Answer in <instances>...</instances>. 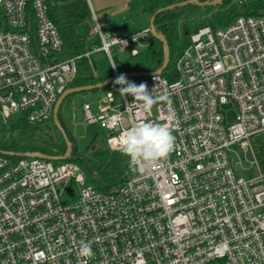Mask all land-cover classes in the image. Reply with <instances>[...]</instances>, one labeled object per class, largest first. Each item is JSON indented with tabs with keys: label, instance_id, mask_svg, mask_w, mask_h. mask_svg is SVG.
I'll use <instances>...</instances> for the list:
<instances>
[{
	"label": "built area",
	"instance_id": "built-area-1",
	"mask_svg": "<svg viewBox=\"0 0 264 264\" xmlns=\"http://www.w3.org/2000/svg\"><path fill=\"white\" fill-rule=\"evenodd\" d=\"M64 0H0V116L25 113L32 125L53 117L78 74L77 59L57 61L63 40L49 6ZM98 50L126 52L151 39L103 30L92 0ZM240 4L257 0H236ZM90 59V52L85 53ZM115 75L118 77L115 66ZM170 98L145 113L131 96L107 93L90 124L119 151V136L142 122H163L175 136L171 154L139 170L111 192L91 185L74 163L0 154V264H264V14L240 15L225 27H203L175 64V79L139 77ZM236 110L227 125L223 107ZM242 149L256 176H237L229 153ZM248 154L252 158H248ZM239 162L241 159L239 157ZM245 168L243 167V170ZM80 188L64 203L60 183ZM81 242L94 255L79 254Z\"/></svg>",
	"mask_w": 264,
	"mask_h": 264
},
{
	"label": "trees",
	"instance_id": "trees-1",
	"mask_svg": "<svg viewBox=\"0 0 264 264\" xmlns=\"http://www.w3.org/2000/svg\"><path fill=\"white\" fill-rule=\"evenodd\" d=\"M185 1L189 0H131L129 3L131 9L145 15L148 24L155 16V27L164 36L170 51L169 64L162 74L171 81L175 79L176 61L190 44L194 33L206 26L213 29L225 27L240 15L264 14V0L244 4L243 10H232L227 7L218 14L203 15L198 24H195V14L197 15L200 9L207 11L211 7L200 4L211 0H198L200 4L191 3L157 13L162 8ZM232 1L234 0H223L220 5L228 6ZM49 17L58 28L63 40L61 52L55 55L56 60L77 59L78 74L68 88L96 85L115 75L105 78L96 77L90 59L85 57V53L91 52L94 47L101 44L98 36L93 40V20L85 0H64L61 3L50 4ZM164 57V42L151 35L150 43L144 49L139 50L137 55H132L126 61L115 64V68L118 74L156 73L162 67ZM134 79L136 78H128L131 82ZM58 117L72 143V153L68 159L56 162L77 164L85 172L87 181L103 192H111L126 182L130 173L129 159L120 151H111L107 147L105 131L102 130L105 133L104 148H98L91 152L92 154L83 153L73 131L64 120L61 108ZM51 130L56 136L48 139L47 133ZM0 150L5 152L3 155L14 161L25 158L28 153L57 157L67 153V142L53 117L44 123L32 125L28 122L26 114L21 113L20 119L15 124H5L0 117Z\"/></svg>",
	"mask_w": 264,
	"mask_h": 264
},
{
	"label": "rangeland",
	"instance_id": "rangeland-1",
	"mask_svg": "<svg viewBox=\"0 0 264 264\" xmlns=\"http://www.w3.org/2000/svg\"><path fill=\"white\" fill-rule=\"evenodd\" d=\"M125 2L126 0H114L113 2L109 1L108 4L103 3V5H100L95 0H92L101 26L107 33L119 36L131 35L143 30L149 25L145 15L137 10L131 9L126 5ZM244 6V4L242 5L238 1L234 0L229 3L228 6H211L207 9V11L200 9L197 12V15L195 14V24L200 22L203 15L218 14L224 11L227 7L232 10H243V8H245ZM96 38V36H93V40ZM141 41L142 38L139 39V43L135 44L133 48H137L138 50L144 49L145 46H141ZM131 56V50L126 52L112 50L111 59L106 52L98 50L97 47H94L90 52V62L95 72H98L104 76H113V74H115L113 62L115 64H119L120 61H126ZM107 92H111L114 95L116 98V103L122 102V95L119 92V86L111 83L101 89L70 95L63 101L61 106V113L63 114L64 120L67 122V124L74 127L75 137L77 139L78 145L80 146V151L83 153L92 154L91 152L94 150L102 147L104 148L103 138L105 137V133L102 132L98 124H90L88 121H86L83 112L84 102L88 100L89 102L97 105L99 98ZM222 112L225 116L227 125L233 124L235 122L236 110L232 104L224 106ZM20 117L21 113L19 112L13 114L8 119V123L15 124L20 119ZM55 136L56 133L53 130L47 133L48 139H51ZM90 149L91 151H88ZM236 150V153L230 152L229 157L237 176L244 177L245 179L256 176V167L251 166L250 162L245 159L244 153L240 146L237 147ZM239 157L241 159V163L239 162ZM248 158L250 159L252 156L248 154ZM243 167L245 168L244 170ZM58 188L61 191L62 201L64 203L72 204L79 199L80 188L73 180L68 181L67 184L60 183Z\"/></svg>",
	"mask_w": 264,
	"mask_h": 264
},
{
	"label": "clouds",
	"instance_id": "clouds-1",
	"mask_svg": "<svg viewBox=\"0 0 264 264\" xmlns=\"http://www.w3.org/2000/svg\"><path fill=\"white\" fill-rule=\"evenodd\" d=\"M113 83L119 86L121 95L131 96L134 102H139L140 109L145 113L151 112L162 100L167 99V102L171 103L170 98L155 95L157 87L149 91L146 82L136 84L129 81L125 74L119 75ZM118 139L120 153L127 157L130 166L137 170L155 165L167 158L175 147V136L169 125L163 122H139L121 132ZM79 254L92 257L94 253L91 244L81 242Z\"/></svg>",
	"mask_w": 264,
	"mask_h": 264
},
{
	"label": "water",
	"instance_id": "water-1",
	"mask_svg": "<svg viewBox=\"0 0 264 264\" xmlns=\"http://www.w3.org/2000/svg\"><path fill=\"white\" fill-rule=\"evenodd\" d=\"M222 2H223V0H211V1L204 2V3L200 4L198 2V0H189V1H185V2L180 3V4L171 5V6L167 7V8H162L157 13H161L165 9H174L176 7L185 6V5L191 4V3L200 4V5H202V6L205 7V6H216V5H220ZM154 18H155V16L151 19V21L149 23L150 29H151V34L156 39L162 40L164 42V45H165L164 63L162 65V67L156 72V73H162L166 69V67L168 66V64H169V61H170V51H169V46H168V44H167L164 36L162 34H160L157 31L156 27H155ZM152 74H153L152 72H145V73H128V74H125V75H126V77L128 79V78L148 77V76H150ZM119 75H121V74H119ZM116 78H117V76L115 75V76L107 79L106 81L101 82V83H98L96 85L84 86V87H76V88L70 87V88L66 89L64 91V93L59 97V99H58V101H57V103L55 105L53 119H54L57 127L61 131L62 135L64 136L66 142H67V153L64 156L53 157V156H46V155H43L41 153H28V154L25 155V157H30V158L37 157V158L48 159V160H52V161H62V160L68 159L71 156V153H72V143L69 141L68 136L66 134V131L64 130V128L61 125V123L59 122V117H58L59 110H60V108H61V106L63 104V101L68 96L73 95L75 93H81V92L92 91V90H95V89L104 88L107 85L113 83ZM0 154H5V152H3V151L0 150Z\"/></svg>",
	"mask_w": 264,
	"mask_h": 264
},
{
	"label": "crops",
	"instance_id": "crops-1",
	"mask_svg": "<svg viewBox=\"0 0 264 264\" xmlns=\"http://www.w3.org/2000/svg\"><path fill=\"white\" fill-rule=\"evenodd\" d=\"M98 4H100V5H103V3H109V1H114V0H95ZM130 1L131 0H126V5L127 6H129V3H130ZM150 40L151 39H148V40H146V41H141V46H147L149 43H150ZM105 52V51H104ZM113 65L115 66V63L113 62ZM94 70V69H93ZM94 75L96 76V77H100V78H105V77H108V76H110V75H106V76H104V75H101L100 73H98V72H95L94 71ZM95 90H97V89H95ZM92 91H94V90H92ZM107 93H109V92H107ZM106 93V94H107ZM106 94H104L103 96H101L100 98H99V100H98V103H97V105L96 104H93V103H91V102H89L88 100H86L85 102H84V104L85 103H90L91 104V108H92V111H94V112H97L98 111V105H99V103L101 102V100L103 99V97L106 95ZM84 106V105H83ZM84 112V111H83ZM85 116V115H84ZM87 121V120H86ZM68 126L71 128V130L73 131V133H74V135H75V129H74V127H72L71 125H69L68 124Z\"/></svg>",
	"mask_w": 264,
	"mask_h": 264
}]
</instances>
